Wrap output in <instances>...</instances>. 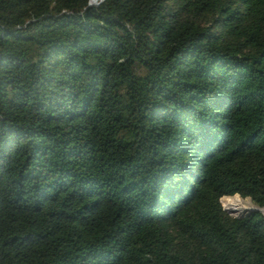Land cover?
I'll return each instance as SVG.
<instances>
[{
	"label": "trees",
	"instance_id": "1",
	"mask_svg": "<svg viewBox=\"0 0 264 264\" xmlns=\"http://www.w3.org/2000/svg\"><path fill=\"white\" fill-rule=\"evenodd\" d=\"M89 2L0 0V264H264V0Z\"/></svg>",
	"mask_w": 264,
	"mask_h": 264
},
{
	"label": "water",
	"instance_id": "2",
	"mask_svg": "<svg viewBox=\"0 0 264 264\" xmlns=\"http://www.w3.org/2000/svg\"><path fill=\"white\" fill-rule=\"evenodd\" d=\"M88 5H91V4L88 3ZM237 195H239V194H237ZM248 199H250V198L248 197ZM250 201H251V199H250ZM251 203H252V201H251ZM222 207H223V210L225 212H227L229 215L236 217V218L244 217L247 214H249L250 212H254V211H260L262 213V215L264 216V206H258V205H255L253 203H252V207L249 210L244 211V212H237V213L232 211L231 209L225 208L224 206H222Z\"/></svg>",
	"mask_w": 264,
	"mask_h": 264
},
{
	"label": "bare ground",
	"instance_id": "3",
	"mask_svg": "<svg viewBox=\"0 0 264 264\" xmlns=\"http://www.w3.org/2000/svg\"><path fill=\"white\" fill-rule=\"evenodd\" d=\"M89 4L93 5L91 2H89ZM234 196H239V195H234ZM245 201H248L249 203L241 202V201H238V200H233L230 203H228V207L230 209H232V210H239V212L247 211V210H249L252 207V203H251L250 199H248V198L245 199ZM225 207L227 208L226 203H225ZM236 213H237V211H236Z\"/></svg>",
	"mask_w": 264,
	"mask_h": 264
},
{
	"label": "rangeland",
	"instance_id": "4",
	"mask_svg": "<svg viewBox=\"0 0 264 264\" xmlns=\"http://www.w3.org/2000/svg\"><path fill=\"white\" fill-rule=\"evenodd\" d=\"M91 3H92L93 5H96V4L98 3V0H92ZM242 198H243V197H242ZM244 198L247 199L248 197H244ZM220 202H221V205L224 206L221 200H220Z\"/></svg>",
	"mask_w": 264,
	"mask_h": 264
}]
</instances>
